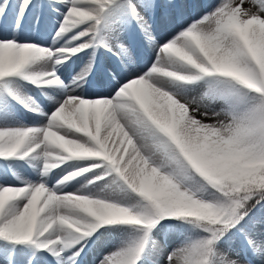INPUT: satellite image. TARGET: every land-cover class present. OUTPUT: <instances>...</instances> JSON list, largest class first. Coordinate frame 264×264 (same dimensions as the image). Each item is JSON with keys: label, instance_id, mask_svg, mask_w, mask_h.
<instances>
[{"label": "snow or ice", "instance_id": "obj_1", "mask_svg": "<svg viewBox=\"0 0 264 264\" xmlns=\"http://www.w3.org/2000/svg\"><path fill=\"white\" fill-rule=\"evenodd\" d=\"M97 254L264 264V0H0V264Z\"/></svg>", "mask_w": 264, "mask_h": 264}, {"label": "rangeland", "instance_id": "obj_2", "mask_svg": "<svg viewBox=\"0 0 264 264\" xmlns=\"http://www.w3.org/2000/svg\"><path fill=\"white\" fill-rule=\"evenodd\" d=\"M204 2L207 3L209 7H211V6H214V5H215L216 0H204ZM245 7H251V5H250V4H246ZM206 10H208V9H207V8H201V9L197 12V15H199L200 13H202L203 11H206ZM252 10H253V11H256L255 8H253ZM205 122H207V123H213V122H215V120H214V119H208V120H206ZM66 190H68V191H72V190H74V189L69 188V189H66ZM108 248H110V245H109V246H106L104 250L106 251V250H108ZM99 255H100V254H97L96 256H93V257H92V262H93V264H98Z\"/></svg>", "mask_w": 264, "mask_h": 264}]
</instances>
